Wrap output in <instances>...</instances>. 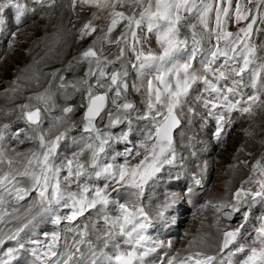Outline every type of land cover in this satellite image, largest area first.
<instances>
[{
	"label": "snow or ice",
	"instance_id": "6c2138e0",
	"mask_svg": "<svg viewBox=\"0 0 264 264\" xmlns=\"http://www.w3.org/2000/svg\"><path fill=\"white\" fill-rule=\"evenodd\" d=\"M33 2L43 5L45 0ZM124 2L105 0V5L114 11L110 13L104 41L123 42L128 46L135 60L129 63L140 81L139 87L133 83L131 88L146 89V107L141 112L135 103L125 99L130 88L129 72L126 69L107 72V65L114 62L92 46L83 51L82 59L89 63L88 75L95 76L96 81L95 85L87 79L80 82L87 87L83 97L86 105H80L85 111L79 136H69L77 128L73 122L53 138H47L48 133L40 128L41 108L20 105L25 122L35 126V135L27 139L37 141L38 148L17 153L15 157L0 149V223L10 215L6 207L9 198L21 201L33 193L36 198L27 211L30 217L27 222L14 231L0 234V245L5 240L17 243L16 248H9L5 253L9 259L25 249V243L20 240L24 229L37 217L50 216L55 225L67 222L69 226L63 231L74 233L72 242L67 243V237L60 231L44 233L43 240H28L33 245L27 250L31 256L29 264H156L149 257L165 246L171 249L172 241L165 245L164 241L154 240L149 229L154 227V221L166 220L169 209L183 199V189L167 194L155 207H146L143 200L150 184L165 168L178 163L175 134L181 127L180 116L185 108L192 115H201L187 106L194 85L203 86L195 102L215 119L217 138L224 131L225 113L237 110L250 113L264 93V58L258 56L257 46L252 42L254 32H264V28H254L258 22L264 24V0H235L234 6L233 0H127L131 11H116L118 5L124 7ZM26 11L27 6L19 0H0V24L12 18L19 20ZM230 20L237 25L247 23L236 31H229ZM121 22H126L124 30L112 41L109 37ZM182 28L190 33V43L188 36L182 37ZM95 31L90 22L86 23L81 29V39ZM138 31L145 35L141 37ZM152 37L159 51L151 48L145 51L144 44ZM206 37L215 41L207 48L203 46ZM124 55L125 48L121 47L117 59ZM93 63L95 71L91 68ZM196 63L201 65L203 75L195 69ZM73 87L80 91L76 85ZM245 89L252 90L246 99ZM29 99L43 103L44 111H49L50 95L40 94ZM74 111L73 106L62 109L65 117ZM103 113L108 119L105 128L97 126V119L102 120ZM133 114H136L135 120L145 122L138 142L132 139ZM201 119H204L202 115ZM62 122L60 118L56 123ZM187 122L191 124V118ZM122 124L126 130L114 134L111 129ZM2 138L3 130H0ZM68 139L77 150L72 151L71 158L60 159L62 142ZM113 143H123L126 147L113 155L111 162H106L107 150ZM86 154L87 159H82ZM118 157L122 162H116ZM73 183L76 191L71 190ZM194 183L200 185L201 180L195 179ZM245 184L250 186L245 188ZM191 191L187 189L188 193ZM233 199L234 203L222 204L221 208L230 207L232 212L241 214V222L222 232L220 251L228 250L229 257L241 256L238 261L229 259L227 264H264V211L254 218L255 223L251 222L252 206L264 209V165L260 160L252 165V174L236 190ZM244 205L248 207L241 213ZM62 210L67 211L61 214ZM92 210L96 211L94 222L83 228L71 227ZM0 264H9V261L0 259ZM159 264H218V261L215 255L195 251L167 257Z\"/></svg>",
	"mask_w": 264,
	"mask_h": 264
},
{
	"label": "rangeland",
	"instance_id": "374dc122",
	"mask_svg": "<svg viewBox=\"0 0 264 264\" xmlns=\"http://www.w3.org/2000/svg\"><path fill=\"white\" fill-rule=\"evenodd\" d=\"M64 1L67 4L70 2V5L68 4L65 8L61 9V7L64 5ZM19 3L25 4L27 6V11L25 12L24 16L20 17L19 20L12 18L7 20L6 23L0 24V95H3L9 91L8 88L12 84L16 72H18V70L21 68L23 59L27 58V55L29 54L28 52L30 50L32 51L31 48L38 44H53L55 38L58 37L56 35V27L49 26L51 19L54 16H57V14L66 16L63 23H58L64 31L63 34H66V38L68 39L67 44L70 42V45L68 44V48L72 49V52L70 53L69 51H64L63 56L61 54L57 55L58 58L55 61H43L44 63H47V65L43 66V69L40 72L42 73L43 77L38 78V83L27 86V89L29 91L28 94H25V96L27 97L22 96L21 100H19V106H12L13 108L11 110H9L7 113H4L5 115H2L0 111V130H3V138L0 139V149H3L6 155L15 157L17 153H28L29 150L38 148L37 141L27 139L28 136L35 135V133L33 132V128L35 126H30L23 119L20 108V105L22 104H28L32 107L41 108L42 120L40 128L44 132L48 133L47 138H53L56 134H58V132L64 131L73 122L77 124V128L73 129L69 133V136H79L80 129L82 127V117L85 111V108L80 107V105H86V101L83 99V97L85 95L84 89H86L87 87V85H84L80 82L84 79H87L89 84L95 85L96 81L95 76L88 75L90 68L89 63L82 59L83 51H85L90 46L94 47V49L103 57H107L108 60L114 62L107 65L105 69L107 72L111 73L113 70L122 71L125 69L129 72L127 80L130 88L129 93L127 94L125 99L135 103L137 108L140 109L141 112L145 109L147 102L146 89L140 88V91H135L131 88V85L133 83H136L138 87L140 85V81L136 79V73L131 68V64L129 63V61L135 63L133 54L128 50V46L123 44V42L117 44L107 43L104 41L105 33L107 32V28L111 21L110 13L114 11L113 8L105 5V0H96V2H92V0H90V2L88 3L83 2V0H75V4L73 3V0H45L43 5L34 3L33 0H19ZM97 4H99V6H97ZM234 5L235 0H233V6ZM51 6L53 7V9L50 10L49 7ZM115 10L125 11L126 13L131 11L127 8V0H125L124 2V7H120L118 5ZM136 11L138 12L139 9H136ZM25 19L31 20L27 21L24 24L23 29L22 23ZM89 22L96 28V31L91 35L84 36V38L81 39V29H83L84 25ZM19 23L21 24L18 26ZM125 23L126 22H121V24H119L117 28L112 32L109 39L115 41L124 30ZM244 23L247 22H243L241 25H237L230 20L228 23V30L236 31L237 28L243 26ZM30 24H33V27H31L32 25ZM212 26H214V24ZM15 27L16 29L21 28V32L19 31L17 32V34H15V32L13 33ZM254 28H264V24H260L258 22L257 25L254 26ZM138 35L143 37L145 35V32L138 31ZM181 35L182 37L188 36L190 43V33L188 32L187 28L181 29ZM11 36H15V39H10ZM58 39L59 37L57 38V40ZM58 42L59 40L57 41V44ZM252 42L257 46L258 56L264 58V32H254L252 36ZM214 43V39L209 41V39L206 37L203 41V46L207 48ZM5 46H7V48L12 47V50H4ZM121 47L125 48V55L120 59H117V56L119 55V49ZM149 48L154 51H159L154 37H152L148 42L144 44L145 51H147ZM48 52H46V54ZM121 65H124L123 69L121 68ZM194 67L197 70L198 74L203 75L201 65L199 63H196ZM91 68L93 71H95L94 63L91 65ZM62 84L64 85V87H61ZM73 85H76L78 88H80V91H77L76 88L73 87ZM202 87L203 86L200 84L194 85V89L187 101V106L193 107L197 113L201 114L204 117V119H201V115H192L191 113H188L185 108L184 114L180 116L182 123L179 131L177 132H183L184 134L186 133V136L188 134L187 138L189 143H183L181 145L182 148L179 147L180 142H176L178 160V163L176 165L181 163L183 166H186L187 169L184 167L177 168L178 166L175 165V167L173 166L171 169H167V171L164 172L168 173L171 170L172 172L173 170H175L174 172H186V175H184L185 180L182 177L184 183L186 182V184H183L182 187L183 197L186 198V195L188 194L187 189L191 188L192 191L188 196V203L191 204V206L194 205V208L195 205H199L196 206V211L190 210V212L182 214H187V216H192V218H190L191 220L185 221V224L181 226H177L178 221L176 220V216H173L172 213H166L165 222L166 225L170 228L169 231L172 230L177 232L178 237H180V240L178 242H175L174 246L175 250L178 252L184 249L183 246L186 244V242L187 244H190L192 242V240H188L189 237H186L184 233H192L194 229L198 230L201 228L198 219L204 222L211 221L214 229L220 232L221 241L223 231L231 230L232 228H235L239 225V223L241 222V214L232 212L230 207L221 208V205H230L235 202L233 199V194L238 188H240L241 184L245 180H247L248 176L252 174V165L257 160H260L262 165H264V93L261 94L260 101L252 106L250 113L242 114L239 110L233 111L230 114L225 113L224 131L221 133L220 137L217 138L214 135L217 128L215 119L208 116L207 111L201 105L195 102V97L201 94ZM31 88L32 90H29ZM27 89L25 87L23 88L24 91H27ZM244 92L246 99L247 95H250L252 90L245 89ZM40 94H48L52 98L49 104V111L47 112L44 111L45 106L43 103L38 102L35 99H29V97H35ZM66 106H73L75 111L65 117L62 109ZM109 107H111V105H109ZM113 111H115L114 108ZM135 115L136 114H133V127L135 131L133 133L132 139L134 142H138V140L142 137V131L145 122L135 120ZM102 116V120L99 118L97 119V126L105 128V125H107L108 123V119L106 113H103ZM60 118H63V122L57 124L56 122ZM189 118H191L192 120L191 124L187 122ZM5 125H7L6 128L4 127ZM53 125L56 126L53 127ZM111 130L114 134L119 135L121 131L126 130V125L122 124ZM186 144H188V147L186 146ZM131 146L132 145H127V147ZM125 147L126 145L123 143H113L112 147L107 150L106 162H111V157L117 152H123ZM184 147H187L186 151H188L189 154L188 152L183 151ZM248 148H254V152L247 151ZM72 150L75 151L77 149L76 146L72 144L71 139L62 142L61 149L59 150V158L63 159L65 156L71 158ZM187 154L194 161V163L192 162L191 165H186L183 162L182 158H188V156L185 157ZM82 159H87V154L85 155V157H82ZM116 162H122V159L118 157ZM135 162L136 161L134 160L133 163ZM202 162L205 163L204 165L207 164V168L206 166L202 167ZM233 168L242 171V176L246 178L240 181L237 185L232 186V189L235 190L233 191L232 196L228 195L227 202H220L219 200L215 199L216 197L212 195V189L219 183L221 184V182L224 181L222 180L220 182L221 176L224 177L225 174L231 171ZM202 171H204L205 173L201 174ZM209 171L211 172V175L209 176V178H207L206 173ZM198 174L201 175L198 176ZM182 175L183 174H181L180 177ZM174 178L177 179V181H175L177 185L181 184V181H179L181 179L177 178L176 176ZM195 179H200L201 183L202 181H204L203 185H196L194 183ZM96 183H102V181H96ZM152 184H156L157 186L160 185L159 189L161 190H159V192L164 193V197L169 194L164 190L169 185L166 174H160L158 179ZM244 187L247 188L249 187V185L245 184ZM223 189H226V185L223 186ZM71 190L76 191V186H71ZM255 190L256 189H254L253 187V191ZM146 195L143 203L145 204L146 202V207L148 206L147 202H149L152 207H155L157 200L149 199ZM113 196H116V194L113 193ZM35 198V193H33L31 196L25 197V199L21 202L9 198L6 207L10 215L5 217V223L3 222L4 226L6 227L4 233L14 231L16 227L20 226L22 223L27 222V219L29 218L26 215L28 207H24L26 208V210L21 207V213L19 212L16 217L15 215L17 214L20 206H24L26 202L33 203ZM153 200L154 202H152ZM247 207L248 205H244L241 209V213ZM256 207L257 206H252V223H255L254 218L259 215L260 211H264V209L258 210V207V211H255ZM12 208L15 209L16 212L13 211ZM197 208H201L202 210L198 215ZM66 211L67 210H62L61 214H64ZM200 214H204L207 217H201ZM187 216H184L183 218L187 219ZM17 217H19V220L17 219ZM95 219L96 211L92 210L86 213L84 217L79 218V220L71 225V227L83 228L84 225H90L92 222H94ZM213 220H216V223ZM221 222L226 225L222 224ZM189 224L192 225V229L190 228L187 230L186 227ZM68 226L69 225H67V222H63L60 225L53 224L50 216H44L43 218L37 217L20 234V240L21 242L25 243V249L15 253L13 259H9V257L6 256L5 253L9 248H16L17 243L14 240H7L8 243L0 245V259L8 260L9 264H29L31 256L27 250L33 247V245L27 243L28 240H43L44 233L60 231L62 233V236L67 237V243L70 244L72 242L74 233H65L63 231L64 228ZM159 226L160 225L153 227V230L157 233L154 234L153 230L151 229L149 230V234L152 233L151 236L154 240L164 241L162 238H160L164 235V231L162 228H159ZM171 236L167 237V241H172L171 238L173 236ZM64 243L65 241L62 239L61 245H63ZM166 244L167 242H165V245ZM172 245H174V242L172 243ZM199 249H191L193 250L191 252L200 251L201 249ZM189 250L190 249L187 250L186 255L190 252ZM176 251L173 254L177 255L178 252ZM166 253L167 257L172 254L171 249L167 248V246L161 249H157V251L155 252V259L152 261H156V264H159L160 260H164L167 258L165 256Z\"/></svg>",
	"mask_w": 264,
	"mask_h": 264
},
{
	"label": "bare ground",
	"instance_id": "6f19581e",
	"mask_svg": "<svg viewBox=\"0 0 264 264\" xmlns=\"http://www.w3.org/2000/svg\"><path fill=\"white\" fill-rule=\"evenodd\" d=\"M67 1V0H66ZM69 2V1H68ZM70 3V2H69ZM68 3V4H69ZM65 1H64V5L61 7V9L65 8L67 5H68ZM70 5V4H69ZM49 9H53V7H49ZM37 12V11H36ZM60 12V10H59ZM28 13V12H27ZM45 13V12H44ZM41 14V13H40ZM38 16V15H37ZM31 17V16H30ZM43 17V16H42ZM66 16L64 15H61V14H57V16H54L51 21H50V27H56V35L59 37V42L57 44V38H55L53 44H38V45H35L33 46L32 51L30 50L27 55V58L23 59V63H22V66L21 68L18 70V72H16L15 76H14V80L12 82V84L9 86V91L6 92L5 94L3 95H0V111H1V114L3 115L4 113H7L9 110H11L13 107L12 106H19V100H21V97H27L25 96V94H28V87L27 86H30V85H34L36 83H38V78L40 77H43L41 70L43 69V66L47 65V63H44L43 61H47V62H50V61H55L57 60L59 54H61L63 56V52H67L69 51L70 53L72 52V49H69L68 48V43L67 44V38H66V34H63V30L62 28L60 27V24L59 23H63L64 22V19H65ZM39 18V17H38ZM34 19V18H33ZM31 19H25L22 23V28L24 29V24L29 21ZM59 22V23H58ZM32 23V21H31ZM21 23L18 24V26L20 25ZM32 25L31 27H33V24H30ZM35 25V24H34ZM26 27V26H25ZM30 27V28H31ZM21 29V28H20ZM20 29H16V27L14 28V31L13 33L15 32V34H17V32H21ZM22 29V30H23ZM53 29V28H52ZM44 32V31H43ZM55 33V32H54ZM10 39H15V36H11ZM64 41V42H63ZM11 44V43H10ZM70 45V44H69ZM76 46V45H75ZM73 47V46H72ZM36 48V49H35ZM12 50V47L11 48H7V46H5V49L4 50ZM54 49V50H53ZM69 49V50H68ZM53 50V51H51ZM48 51H51V52H48ZM46 52H48L46 54ZM1 55V53H0ZM61 56V57H62ZM56 58V59H55ZM22 59V58H21ZM5 75V74H4ZM26 88L27 91H24L23 88ZM34 87V86H33ZM34 89V88H33ZM29 90H32L29 89ZM27 101V100H26ZM17 109V108H16ZM5 115V114H4ZM231 127V126H230ZM179 131V129L177 130V132ZM176 132V133H177ZM186 134V133H185ZM184 134L183 137L180 136V133H177L175 135V139H176V142L179 141L180 142V148L181 145L185 142H188V134L187 136ZM197 141V140H196ZM210 142V140H209ZM189 143V142H188ZM212 143V141H211ZM188 144H186L187 146ZM191 145V144H190ZM71 146V145H70ZM252 146V145H251ZM32 147V146H30ZM35 147V146H34ZM73 147V146H72ZM188 147V146H187ZM187 147H184V152H188L186 151V148ZM68 148V147H67ZM73 151V150H72ZM247 151H251V152H254V148H248ZM197 152V151H196ZM198 153V152H197ZM201 153V152H200ZM206 153V152H205ZM189 154V152H188ZM186 155L185 157L188 156V158H182L183 159V162L186 164V165H191L192 162L194 163V161L189 157V155ZM199 154V153H198ZM202 154V153H201ZM203 155V154H202ZM181 159V160H182ZM196 162V161H195ZM210 163V162H209ZM205 163L202 162V167H205L206 165H204ZM209 165V164H208ZM178 166L177 168H181V167H184L187 169L186 166H183L181 163L176 165ZM175 167V166H174ZM212 167V166H211ZM172 168V167H171ZM169 167H166L165 170L162 172L163 174H166V177L168 178V182H169V185L164 189L165 191H167L168 193L173 192V191H180L183 187V184L185 185L186 182L184 183V175H186V172L185 173H182V172H174L175 170H172L169 171L168 173H164L165 171H167V169H171ZM190 168V167H189ZM207 168V166H206ZM191 169V168H190ZM192 172V171H191ZM161 173V174H162ZM199 173V172H198ZM205 172L202 171L201 174H204ZM183 174L181 177L180 175ZM201 174H198L201 175ZM189 175V174H188ZM211 175V172H207L206 173V176L207 178H209V176ZM177 177L181 180V184H176L175 181H177V179H175L174 177ZM183 177V179H182ZM161 178V177H160ZM186 178V177H185ZM246 177L242 176V171H239L237 169H232L231 171L227 172L225 174V176H221V180H224L221 182V184L219 183L217 186H215L212 191H213V196L216 197L215 199L219 200L220 202H227V197L228 195H231L232 196V193L235 189H232V186L233 185H237L240 181H242L243 179H245ZM204 181H202V185H203ZM167 184V183H166ZM75 184L73 183L72 186H74ZM226 185V189H223V186ZM160 186V185H159ZM159 186H157L156 184H150L148 190H147V195L149 199H156L157 202H156V205H159L161 204L166 197H164V193H160L159 190ZM250 186V185H249ZM164 188V187H163ZM255 189V188H254ZM198 190V188H197ZM205 193V192H203ZM201 193V194H203ZM190 195V193H188L186 195V198L183 197L182 200L178 201L177 204L169 209L168 213H172L173 216H176V220L178 221V225L177 226H181L183 224H185V221L187 220H191L190 218H192V216H187V214H184L182 215L183 213H187V212H190V210H193V211H196V206H199V205H195V208L193 206H191V204H189V200H188V196ZM151 196V198H150ZM193 197V196H192ZM192 200V199H191ZM22 201V200H21ZM20 201V202H21ZM212 201V200H211ZM154 202V200L152 201ZM192 202V201H191ZM148 203V206L147 207H152V205ZM32 202H26L24 204V206H20L19 210L17 211V214L15 215V217L18 215V213L20 212V210L22 209L21 207H28L27 210L32 206ZM154 204V203H153ZM20 205V204H19ZM155 205V204H154ZM145 206H146V202H145ZM255 207V205H254ZM258 207V206H257ZM257 207H256V210L255 211H258L260 210L261 208L258 207V210H257ZM13 209V208H12ZM26 210V208H24ZM201 208H197V215L200 213ZM16 212V211H15ZM212 212V211H211ZM21 213V212H20ZM24 214V213H23ZM206 214V213H205ZM255 214V213H254ZM27 215V214H26ZM182 215V216H181ZM194 215V214H193ZM20 216V215H19ZM184 216H187V219H184L183 217ZM196 216V215H195ZM201 217L205 216L204 214H200ZM13 217V216H12ZM28 217V216H27ZM95 217V216H94ZM198 217V216H197ZM200 217V218H201ZM207 217V216H206ZM209 217V216H208ZM30 218V217H29ZM199 218V217H198ZM14 219V218H12ZM9 220V219H8ZM19 220V219H18ZM91 220V219H89ZM88 220V221H89ZM7 221V220H6ZM10 221V220H9ZM95 221V220H94ZM199 221V225H200V229H194V231L192 233L188 232V233H184L186 235V237H189L188 240H192V242L195 240L196 241V244L193 245L192 242L190 244H186L183 246L184 249L182 251H176L175 250V242H178L180 240V237H178V233L175 232V231H169V226L166 225V222L165 220L164 221H154V226H159V228H162L163 231H164V235L160 238H162L164 240V242H168L167 241V237L168 236H171V240H172V243L174 242V245H172V248H171V252L172 254L169 255L170 256H174L175 254V251L178 252L179 256L180 255H186V252L188 249H190L189 251H193L191 249H199L200 251H203V252H206L207 254H211V255H215L217 256V261H218V264L220 261H223L224 264H227V261L229 259H232L234 261H238L239 259H241V256H236V257H229L228 256V250H225L223 253L220 251L219 252V248H220V242H221V235H220V232L218 230H215L214 227L212 226V222H208V221H201L200 219H198ZM201 221V222H200ZM215 223H216V220H213ZM222 221V220H221ZM5 223V222H4ZM4 223H0V234H3L5 232V226H4ZM9 223V222H8ZM19 223V222H18ZM222 223V222H221ZM13 224V223H12ZM17 224V223H16ZM198 224V222H197ZM224 224V223H222ZM226 225V224H224ZM187 230L188 229H192V225H188L187 227ZM153 230V227L150 228L149 230ZM8 231V230H7ZM157 231V229H156ZM162 231V230H161ZM222 231V230H221ZM250 231V229H249ZM150 232V231H149ZM154 234L157 233L153 230ZM149 235H152V233H150ZM178 237V238H177ZM5 243H8L7 240H5ZM232 247H235V245H233ZM217 248V249H215ZM8 250V249H7ZM166 251V250H165ZM188 251V252H189ZM5 252V251H4ZM219 252V253H218ZM3 253V252H2ZM214 253V254H213ZM225 255V256H224ZM155 259V253H153L150 257H149V260L152 261ZM15 261V260H14Z\"/></svg>",
	"mask_w": 264,
	"mask_h": 264
},
{
	"label": "water",
	"instance_id": "95a60500",
	"mask_svg": "<svg viewBox=\"0 0 264 264\" xmlns=\"http://www.w3.org/2000/svg\"><path fill=\"white\" fill-rule=\"evenodd\" d=\"M178 130V129H177Z\"/></svg>",
	"mask_w": 264,
	"mask_h": 264
}]
</instances>
